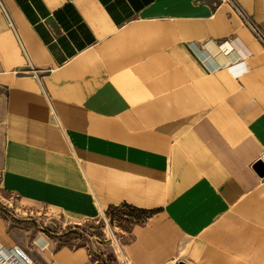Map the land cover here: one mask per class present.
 <instances>
[{
  "label": "crops",
  "instance_id": "obj_1",
  "mask_svg": "<svg viewBox=\"0 0 264 264\" xmlns=\"http://www.w3.org/2000/svg\"><path fill=\"white\" fill-rule=\"evenodd\" d=\"M238 1L264 32V0ZM258 161L264 46L228 4L0 0L1 194L77 216L154 211L128 264H264ZM24 246L90 264L44 233Z\"/></svg>",
  "mask_w": 264,
  "mask_h": 264
},
{
  "label": "rangeland",
  "instance_id": "obj_2",
  "mask_svg": "<svg viewBox=\"0 0 264 264\" xmlns=\"http://www.w3.org/2000/svg\"><path fill=\"white\" fill-rule=\"evenodd\" d=\"M146 214L132 207L105 208L89 216L56 211L23 202L13 194L0 193V222L14 246L25 248L39 233L50 236L58 246L84 248L90 264H128L123 244L132 239L131 229L146 221ZM124 256V257H123Z\"/></svg>",
  "mask_w": 264,
  "mask_h": 264
},
{
  "label": "built area",
  "instance_id": "obj_3",
  "mask_svg": "<svg viewBox=\"0 0 264 264\" xmlns=\"http://www.w3.org/2000/svg\"><path fill=\"white\" fill-rule=\"evenodd\" d=\"M226 3L243 20L247 27L253 32L255 37L264 46V32L253 20L252 16L246 12L238 0H221ZM0 263L2 264H39L28 252L19 246L4 248L0 250ZM56 264V263H52Z\"/></svg>",
  "mask_w": 264,
  "mask_h": 264
},
{
  "label": "water",
  "instance_id": "obj_4",
  "mask_svg": "<svg viewBox=\"0 0 264 264\" xmlns=\"http://www.w3.org/2000/svg\"><path fill=\"white\" fill-rule=\"evenodd\" d=\"M255 169L261 176H264V162L263 161H258L255 164ZM179 264H184V263H179Z\"/></svg>",
  "mask_w": 264,
  "mask_h": 264
},
{
  "label": "trees",
  "instance_id": "obj_5",
  "mask_svg": "<svg viewBox=\"0 0 264 264\" xmlns=\"http://www.w3.org/2000/svg\"><path fill=\"white\" fill-rule=\"evenodd\" d=\"M126 207H131V206H127V205H126ZM132 209H134V210H136V211H139V212H141V213H145L146 216H147L148 214H153V213H154V211H144V210H141V209H138V208H134V207H132Z\"/></svg>",
  "mask_w": 264,
  "mask_h": 264
},
{
  "label": "bare ground",
  "instance_id": "obj_6",
  "mask_svg": "<svg viewBox=\"0 0 264 264\" xmlns=\"http://www.w3.org/2000/svg\"><path fill=\"white\" fill-rule=\"evenodd\" d=\"M171 264H173V263H171Z\"/></svg>",
  "mask_w": 264,
  "mask_h": 264
}]
</instances>
